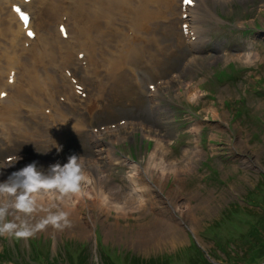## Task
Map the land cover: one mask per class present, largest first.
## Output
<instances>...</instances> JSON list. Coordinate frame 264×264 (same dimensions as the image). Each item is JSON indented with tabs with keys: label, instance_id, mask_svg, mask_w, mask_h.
Masks as SVG:
<instances>
[{
	"label": "rangeland",
	"instance_id": "1",
	"mask_svg": "<svg viewBox=\"0 0 264 264\" xmlns=\"http://www.w3.org/2000/svg\"><path fill=\"white\" fill-rule=\"evenodd\" d=\"M204 2L207 19L194 48L182 35L180 0H176L169 22L159 20L152 34V63L160 66H141L136 77L139 88L118 102L108 96L102 106L110 108L108 112L89 115L82 107L63 109L84 119L86 129L67 134L58 130L66 136V142L58 145L61 151L57 152L54 139L43 140L44 146L37 150L27 143L0 150L4 177L24 165L14 161L12 167L4 166L6 157L29 153L43 162L61 163L77 154L89 161L88 175L102 179L97 196L85 201L89 219L77 206L78 221L92 219L85 235L79 233L81 224L71 220L69 227L49 226L27 240L0 238V264H75L80 260L105 264L103 257L114 264L125 260V264L132 260L140 264H264V0ZM219 71L225 72L220 78ZM76 76L82 81L84 73L78 71ZM122 80L129 82L126 76ZM148 85L158 87L154 95L149 94ZM187 87L198 89L197 101L189 102ZM225 102L229 104L224 106ZM211 105L217 118L208 112ZM237 112L240 118L233 119ZM120 121L129 124L118 136L104 139L102 155L96 153L90 131ZM157 136L163 139V149L151 157ZM111 142L121 154L107 153ZM121 156L140 162L143 168L153 163L149 179L160 187L145 193ZM169 166L178 170L177 178L166 173L168 179L160 181L157 174ZM141 195L143 207L138 212L123 217L120 211L105 209L103 216L98 215L104 210L103 197L109 203L131 199L136 204ZM177 200L180 206L189 205L183 215L175 209ZM255 210L260 216L253 220L248 213L255 215Z\"/></svg>",
	"mask_w": 264,
	"mask_h": 264
},
{
	"label": "bare ground",
	"instance_id": "2",
	"mask_svg": "<svg viewBox=\"0 0 264 264\" xmlns=\"http://www.w3.org/2000/svg\"><path fill=\"white\" fill-rule=\"evenodd\" d=\"M17 1L18 0H0V5H3L2 3H15ZM220 1L225 3L227 0ZM152 2L153 0H74V5L70 8V6L66 4V0H44L43 2L36 0L34 3L38 4V14H35V20L33 22H29V26H34L35 29H37L38 38L35 42L34 39H31L30 41L23 37V28L21 23L17 21V14L13 11L11 12L8 7L6 10L1 9L0 45L5 44L6 48H9V42H16L24 51L27 50L29 55L23 57L21 54H16L14 59L15 62L8 63L7 65L4 62H1L0 59V91L7 89L9 91L8 94L11 95V98L3 100L0 105V141L2 138L8 139V141H6L8 144H0V150H4L10 145L12 146L13 143H20L25 139L30 140L23 142H26L30 144L29 146H33L37 149L39 143L45 136L43 135L42 129L51 131V124L48 123V120H54L55 127L59 126L61 128H66L64 125H70L73 120L62 113L64 108L55 103V95L61 97L64 94L72 97V91L69 86H66V88L58 87V79L55 77L53 71L55 68L60 67H72L76 70L77 68H75V66L77 61L74 57L75 53L86 52L87 50L93 65L97 67L93 73L90 72L91 74L87 78L92 79L97 77V71L104 68L110 76L112 75L111 79L113 81V86L111 88V95L114 100H124L127 98L128 91L132 90V84H134L132 83L130 73H132L133 76L136 74L134 75L132 70L129 71L126 68L137 65L141 66L146 62H150H144L143 56L147 50L151 53L150 46L153 42L150 40V31L154 29L156 30L152 24L161 18L165 21L169 18L167 13L171 5L168 0L155 1V5H157L156 8L153 7L154 5H152ZM159 3H162L163 5V12L158 10ZM18 6L21 9H26V4H24L23 1H20ZM68 8L70 13L73 12L68 23L71 28L70 32L67 30L64 35L68 37V34H71L73 40L77 42V46L74 48H68V44L61 39L62 35L59 33L58 29L56 30L54 28L56 23L59 22V17H62L63 15L69 16L64 13ZM115 13L130 14L132 16L131 25L133 28L137 29L138 35L131 40H125L122 51L109 57L105 53L106 50L103 49V46H105L104 42L100 39L98 42L92 41L90 36L94 33L103 36L106 28L111 30L112 19ZM203 23H205V21ZM193 27L198 35L199 32L196 28L197 22L193 23ZM138 38H140L139 40L142 42L141 44L137 42ZM105 39L110 40L107 38V35L105 36ZM24 44H28L27 49ZM23 50L19 49L20 52ZM61 51L64 52L65 57L58 59L56 53ZM25 61L26 68L18 75L15 85L10 88L6 85L10 68H13L19 62L25 63ZM146 67L147 69L151 68V66ZM157 68L158 67H154V69ZM125 76L129 82H123L122 78ZM49 86L53 91L52 94L46 95L44 90L49 89ZM102 89V85H100L97 90L102 91ZM196 89L197 88L187 87L185 94L188 95V99L192 95H195L197 99L199 98V92L197 91L198 89ZM108 92L109 88L107 89V93ZM197 99L195 101H197ZM48 104L52 105L54 109L53 113H51L52 116L50 117L41 114L40 112L41 108ZM71 105H74L73 101L71 102ZM95 106L98 109L97 104H85L87 111H93ZM110 110V108L102 109V111L105 112ZM208 111L214 118L218 117V113L213 106H210ZM83 124H85L84 119L80 118L76 121V124H73V129L67 128L64 131H66V133L80 132V129L83 128ZM61 133L62 132H59V136L55 137L60 144L64 140ZM50 136L54 137L53 135ZM51 137L46 139L51 140ZM92 138L93 145L95 147L99 146L100 144L97 141V138L93 135ZM55 145L56 147L58 146L57 144ZM109 148L114 151L111 147ZM162 149V141L158 139L155 140V149L151 157H154L157 151ZM152 160L153 158H150V161ZM113 161L116 160L113 159ZM124 161L126 165L131 167L133 178L141 180L140 184H143L141 189L145 193L149 194L152 188H157L158 184L155 185L154 182L149 179V170L153 167V163H148L147 167L142 168L139 164L128 162L126 159H124ZM119 163L122 162L119 161ZM8 170L9 168L7 167L6 172ZM177 172L178 170H175L174 166H169L168 171L165 170L160 174H157V176L160 178V181H165L168 179V177L165 176L166 173L175 175L177 178ZM183 173L186 172L183 170ZM85 174L87 180L82 185V195H70L64 197L63 200L57 201L59 207L70 212V221L77 220V224H81V228L79 229L81 235L87 233L88 226L92 225V219H90L88 223L78 221L81 213L77 206L83 208L85 216L89 219V208L85 201L87 198L90 200L97 196H95L96 185L98 184V181H102L101 177H98L96 174L90 176L86 171ZM136 184L138 183L136 182ZM158 186L160 187V185ZM89 192H91L92 195ZM139 197V201L136 204L131 203V199L129 200L130 202L124 200L120 204L116 199L114 202L109 203L108 200L103 197L100 199V205L102 206L101 209L104 210L100 211L98 215L103 216L105 214L104 211L106 210L108 213H110L111 210H115L116 212L120 211L121 216L127 217L129 213L138 212L137 210L142 209L143 201L141 197L143 196L141 195ZM175 197L176 196L174 195V200H176ZM163 199L166 201L165 198ZM46 203L47 202L45 201V204ZM174 206L176 211L182 215L185 210L189 209V205H186L185 207L180 206L178 200L177 202H174ZM39 215H43V212L37 213L36 217L38 218ZM72 224H74V222H72ZM159 224L168 223L160 221Z\"/></svg>",
	"mask_w": 264,
	"mask_h": 264
},
{
	"label": "clouds",
	"instance_id": "3",
	"mask_svg": "<svg viewBox=\"0 0 264 264\" xmlns=\"http://www.w3.org/2000/svg\"><path fill=\"white\" fill-rule=\"evenodd\" d=\"M196 99L192 95L189 102ZM56 150L61 148L57 146ZM13 159L17 162L21 157ZM3 170L0 168V175ZM86 180L83 159L77 154L47 166L33 160L0 179V238L27 240L49 226L56 230L71 226L70 212L59 207L57 201L82 195ZM39 212L43 215L37 218Z\"/></svg>",
	"mask_w": 264,
	"mask_h": 264
},
{
	"label": "trees",
	"instance_id": "4",
	"mask_svg": "<svg viewBox=\"0 0 264 264\" xmlns=\"http://www.w3.org/2000/svg\"><path fill=\"white\" fill-rule=\"evenodd\" d=\"M259 185H260V183H259ZM255 211H257V214H249L248 213V215L253 219V220H256V219H258L259 218V216H260V214H259V210H255ZM245 212V211H244ZM260 243V242H259ZM161 259V258H160ZM103 262L105 263V264H114L111 260H109L108 258H104L103 257ZM11 262V261H10ZM132 264H140L138 261H136V260H132V261H130ZM126 263V260L124 261V263H122V264H125ZM75 264H85V262L84 261H79V262H77V263H75ZM145 264H152L151 262H146Z\"/></svg>",
	"mask_w": 264,
	"mask_h": 264
},
{
	"label": "snow or ice",
	"instance_id": "5",
	"mask_svg": "<svg viewBox=\"0 0 264 264\" xmlns=\"http://www.w3.org/2000/svg\"><path fill=\"white\" fill-rule=\"evenodd\" d=\"M191 0H185V3H190ZM16 11H19V9H16ZM22 19H24L25 21L27 20V17L26 16H23L21 17ZM29 35H32V33H29Z\"/></svg>",
	"mask_w": 264,
	"mask_h": 264
}]
</instances>
